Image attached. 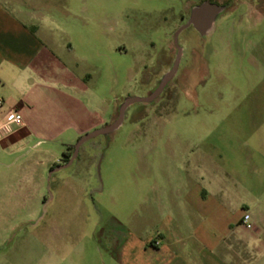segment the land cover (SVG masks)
<instances>
[{
    "label": "rangeland",
    "instance_id": "374dc122",
    "mask_svg": "<svg viewBox=\"0 0 264 264\" xmlns=\"http://www.w3.org/2000/svg\"><path fill=\"white\" fill-rule=\"evenodd\" d=\"M41 1L72 22L59 33L72 43L79 73L118 104L112 123L128 97L149 96L172 70L173 33L201 0ZM178 44V70L162 93L130 105L118 130L85 142L50 176L74 152L55 145L61 160L46 171L43 197L31 201L38 224L25 218L9 232L0 219V264H103L115 253L101 238L109 218L136 225V212L166 208L168 195L207 190L218 194V228L246 208L264 226V20L217 19L207 36L188 28ZM18 171L0 178V211L12 209L5 187H17ZM144 219L147 229L152 220Z\"/></svg>",
    "mask_w": 264,
    "mask_h": 264
},
{
    "label": "crops",
    "instance_id": "0c3cea01",
    "mask_svg": "<svg viewBox=\"0 0 264 264\" xmlns=\"http://www.w3.org/2000/svg\"><path fill=\"white\" fill-rule=\"evenodd\" d=\"M55 10L41 0H0V124L12 111L20 112L23 124L0 136V167L7 171L0 178L8 182L14 174L8 171L19 170L17 187H5L12 209L0 211L9 232L26 219L38 224L31 201L43 197L46 171L61 160L55 145H75L109 124L118 107L79 73L74 47L59 33L72 22H63ZM82 40L90 41L88 35ZM162 201L166 208L136 212V225L109 218L101 238L115 253L103 264H264V226L252 221L248 208L235 223L218 228V194L204 190ZM246 214L250 226L242 223ZM145 216L152 220L147 229L141 226Z\"/></svg>",
    "mask_w": 264,
    "mask_h": 264
},
{
    "label": "flooded vegetation",
    "instance_id": "af4514ba",
    "mask_svg": "<svg viewBox=\"0 0 264 264\" xmlns=\"http://www.w3.org/2000/svg\"><path fill=\"white\" fill-rule=\"evenodd\" d=\"M210 6L217 7V12L212 14L208 8ZM181 19L184 22L183 26L173 33L177 55L172 68L178 58V49L181 48L178 38L186 29L192 28L199 36H207L217 19L221 23H230L231 26L244 23V21L250 23L255 19L264 20V0H201L189 9L186 15H182Z\"/></svg>",
    "mask_w": 264,
    "mask_h": 264
},
{
    "label": "water",
    "instance_id": "95a60500",
    "mask_svg": "<svg viewBox=\"0 0 264 264\" xmlns=\"http://www.w3.org/2000/svg\"><path fill=\"white\" fill-rule=\"evenodd\" d=\"M208 8L212 14L216 13L218 10V8L215 6H210ZM178 50H179L178 51V58L176 60V63L174 64V67L172 68V70L170 72H168V74H166L164 76V78L161 80V82H160L159 86L156 88V90H154L147 97H128L125 100V102L121 105V107L119 108V115H118L117 119L114 122L107 124L106 126L95 129L92 132H89V133L85 134L84 136H82L74 145V152H73L72 157L69 159V161L66 164L58 165L56 168L50 170V176L54 172H56L57 170H60L62 168L70 166L75 161V159L77 158L79 151H80V148L85 142H87L88 140L93 139L95 137H98L100 135H109V134L115 132L116 130H118L123 123L125 112L130 105H132L133 103H136V102L149 103V102H152L155 98H157L162 93V91L165 89V87L168 85V83L172 80V78L175 76V74L178 70V65L180 62L182 49L179 47Z\"/></svg>",
    "mask_w": 264,
    "mask_h": 264
},
{
    "label": "built area",
    "instance_id": "2783aa9c",
    "mask_svg": "<svg viewBox=\"0 0 264 264\" xmlns=\"http://www.w3.org/2000/svg\"><path fill=\"white\" fill-rule=\"evenodd\" d=\"M2 104H3V100H2V98H0V106H2ZM8 118L9 119L5 123L0 124V136H1L3 131H6V130L11 131L10 125H12V124H18L20 126L23 125L22 124V116H21L20 112H18V111L10 112ZM249 220H250V216L248 214H246L242 219V223L250 226ZM157 244H159V243L157 242Z\"/></svg>",
    "mask_w": 264,
    "mask_h": 264
},
{
    "label": "trees",
    "instance_id": "16d2710c",
    "mask_svg": "<svg viewBox=\"0 0 264 264\" xmlns=\"http://www.w3.org/2000/svg\"><path fill=\"white\" fill-rule=\"evenodd\" d=\"M74 145L68 146V149H71ZM64 156L66 157V152L64 153Z\"/></svg>",
    "mask_w": 264,
    "mask_h": 264
}]
</instances>
